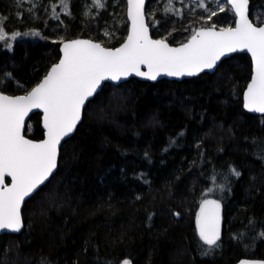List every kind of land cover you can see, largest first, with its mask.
Returning <instances> with one entry per match:
<instances>
[{"label": "trees", "instance_id": "obj_1", "mask_svg": "<svg viewBox=\"0 0 264 264\" xmlns=\"http://www.w3.org/2000/svg\"><path fill=\"white\" fill-rule=\"evenodd\" d=\"M88 1L0 0L8 37L0 40L1 92L20 95L35 86L58 61L63 40L121 44L125 0H103L86 16ZM206 1L208 12L195 6L176 16L164 7L168 0H149L151 36L176 45L196 28L234 24L227 4L210 15L215 1ZM261 13L264 0H250L257 25ZM251 70L248 55L234 54L214 73L179 82L105 83L63 143L55 174L24 203L20 233L0 236V264L264 260V115L242 107ZM25 135L43 137L39 113L30 115ZM205 200L220 205L212 248L196 228Z\"/></svg>", "mask_w": 264, "mask_h": 264}, {"label": "snow or ice", "instance_id": "obj_2", "mask_svg": "<svg viewBox=\"0 0 264 264\" xmlns=\"http://www.w3.org/2000/svg\"><path fill=\"white\" fill-rule=\"evenodd\" d=\"M128 2L132 32L123 47L113 51L87 40L65 43L63 59L36 88L20 97L0 95V229L21 230V204L52 174L60 141L73 131L85 101L96 93L101 81H118L132 73L152 80L162 73L191 76L215 68L228 52L246 49L255 61V75L247 88L245 107L264 113V26H254L250 21L249 0H229L239 17L234 29L219 33L201 30L180 48L151 40L142 18L144 0ZM260 16L264 18V13ZM7 38L0 29V40ZM140 65L148 72L142 73ZM33 108L42 109L44 114L47 139L41 143L21 135L24 117ZM233 174L239 175L234 169ZM6 176L11 177V187L4 183ZM219 209L216 200H205L197 220L200 239L209 248L217 246L219 240Z\"/></svg>", "mask_w": 264, "mask_h": 264}, {"label": "water", "instance_id": "obj_3", "mask_svg": "<svg viewBox=\"0 0 264 264\" xmlns=\"http://www.w3.org/2000/svg\"><path fill=\"white\" fill-rule=\"evenodd\" d=\"M149 0H144V4H143V7L141 9V12H142V18H143V23L145 25V27L147 28V34H148V37L151 39V40H163L169 47H172V48H180L182 47L183 45L185 44H188L190 41H191V38L193 35H195L197 32L201 31V30H204V31H207L209 29H212L214 30L215 32L219 33L221 29H226V28H235L237 26V24L239 23V17L236 15L234 9L231 8V4L229 3V0H226L227 2V5L229 6V8L231 9L233 15H234V24L233 26L231 27H225V28H216V27H200V28H196L194 30V32L192 33V35L188 38V40L186 42H183V43H180V44H170L168 41H166L165 39H161V38H154L151 36V32H150V28L147 24V17H146V6H147V3H148ZM125 16H126V20H127V32H126V35L124 37V40L121 42V44H119L118 46L114 47V48H111V47H104L102 44H100L98 41H95V40H92V39H88V38H84V37H78V38H73V39H69V40H63L60 45H59V53H60V56H59V59L56 63L52 64L49 69L47 70L46 74L41 78V80L35 85L33 86L29 91H27L26 93L24 94H20V95H9V94H6L4 92H1L0 91V95H7L9 97H20V96H24V95H27L29 92H31L34 88H36L40 83L43 82L44 78L46 77V75L51 71V68L55 65H57L62 59H63V55H64V52H63V45L65 43H70L72 41H77V40H87L89 41L90 43H94V44H99L100 47L106 49V50H116V49H119L121 47H123V45L125 43H127V38L129 35H131V32H132V19H131V16L129 15V12H130V6H129V2L128 0H125ZM250 6V0H249V5H248V8ZM249 19L250 21L253 23L254 26H257V27H260V26H264V23H261L259 25L255 24L250 16H249ZM234 54H246L248 55V57L250 58L251 60V65H252V70H251V77H250V80L249 82L246 84L244 90H243V93H242V107L244 109V111H246L247 113H250L252 115H257V116H262L264 115V113H259V112H250L246 107H245V104H246V95H247V88L249 86V84L251 83L254 75H255V61L254 59L252 58V55L250 52H248L246 49L244 50H237L235 52H228L226 53L225 55L221 56L220 59L217 61V66L215 68H212V69H204L203 71H200L198 73H196L195 75H184V76H168V75H165V74H160L156 77L155 80H152V79H148L146 78V76H137L135 73H132L131 75H128L127 77H121L120 80L118 81H114V80H104V81H101L100 82V87L97 88V91L96 93L92 96V97H89V99L87 101H85V105L84 107L81 109V118L80 120L77 122L75 128L73 129V131L68 135V136H65L61 141H60V144L58 145V149H57V157H56V167L55 169H53L52 171V174L48 177L47 180L44 181V183L42 185L39 186V188H37V190L35 192H33L30 196H27L25 197L24 199V202L21 204V209H20V212L22 211V208L24 206V203L30 199L40 188H42L50 179L51 177L55 174V172L57 171V167H58V158H59V154H60V150H61V147L63 145V143L65 141H67L68 139H70L78 125L81 123L82 121V117H83V111L86 107V105L88 104L89 101H91L95 95L100 92V90L102 89V87L104 86L105 83H109V84H112V85H115V86H118L120 84H122L123 82H126L130 79H136V80H139V81H144V82H151V83H155L159 80H162V79H165V80H169V81H182V80H185V79H191V78H195L197 76H199L200 74L202 73H209V74H212L215 72V70L217 69V67L219 66L220 62L224 59H227L229 58L230 56L234 55ZM140 71L142 73H147L148 72V68L145 66V65H140ZM33 113H39L40 114V127L43 131V137L39 140H35V139H32V138H29L28 136L25 135V128H26V125H27V122L29 120V117L30 115H32ZM43 111L42 109H37V108H33L31 109L28 114L24 117V126L21 130V135H23V137L27 140H30L34 143H41L43 142L44 140L47 139V129L44 128V121H43ZM4 183L6 186L8 187H11V177H8L6 176L4 178ZM201 210V209H200ZM200 215V211L197 215V218H196V228H197V231H198V234H199V227H198V223H197V220H198V217ZM219 216H220V221H219V236H220V232H221V213H220V209H219ZM21 221H22V227H21V230L23 228V219H22V213H21ZM20 230V231H21ZM19 232H11L9 230H6V229H0V236L3 235V234H18L20 233ZM200 236V235H199ZM123 264V263H122ZM128 264H131V263H128ZM234 264H264V260L262 259H248V258H244V259H240L239 261H237L236 263Z\"/></svg>", "mask_w": 264, "mask_h": 264}, {"label": "rangeland", "instance_id": "obj_4", "mask_svg": "<svg viewBox=\"0 0 264 264\" xmlns=\"http://www.w3.org/2000/svg\"><path fill=\"white\" fill-rule=\"evenodd\" d=\"M177 1H179V4H173L172 2L171 4H169L168 2L164 6L165 8L169 9L168 11L169 13L176 15V16H182L184 15L185 12L192 14L196 11L195 10L196 7H199L205 10L206 12L209 11V5L207 4L206 0H177ZM214 1H215L216 10H214L212 13L220 11L221 9L225 7V4H227L226 0H214ZM102 3H103V0H89L87 2L86 9L84 10V14L87 16L88 14L92 12L93 8L100 7L98 5H102ZM208 18L209 16H206V19ZM231 26L233 25H231L230 23L223 24L219 22L218 24H214L212 27L225 28V27H231ZM98 42L102 44L101 41H98Z\"/></svg>", "mask_w": 264, "mask_h": 264}]
</instances>
